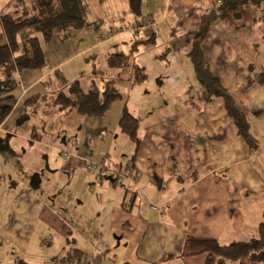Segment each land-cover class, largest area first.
Wrapping results in <instances>:
<instances>
[{
	"label": "rangeland",
	"instance_id": "rangeland-1",
	"mask_svg": "<svg viewBox=\"0 0 264 264\" xmlns=\"http://www.w3.org/2000/svg\"><path fill=\"white\" fill-rule=\"evenodd\" d=\"M22 1L25 3L0 0V14L16 8L25 9L33 3V0ZM174 2L175 0H141L139 9L135 11L129 0H87L89 11L86 14V26L69 29L63 35L54 34L50 39L43 33L39 34L48 63L44 71L51 72L41 81L42 85H38L36 91L39 92L28 96L24 93L20 97L21 102L17 100L16 105L19 103V106L0 125V139H7L6 143L0 142V264H65L57 260L70 249L80 246L86 248L84 250L93 264L120 263L122 250L111 249L101 254V258L95 255L92 245L100 238L96 233L100 232V219L104 222L109 220H106L108 208L101 211L99 202H90L84 191V195L78 193L79 196L74 192L79 181L83 182L84 179L82 176L80 179V159L76 155L77 148L71 141L80 137V126L95 125L96 130L100 131V137L97 142L98 152L93 158L98 161L102 157L106 163L114 166L115 171L123 167L124 173L120 177L122 180H129L126 164L136 153V142L121 128L120 119L124 111L128 109L139 119L141 133L157 116L175 110L174 106L169 108L158 102L172 96L180 83L193 82L189 85L197 89V75L188 55V47L179 48L171 41L178 42L187 35L188 30L195 26L198 28L205 11H196L195 15H191L186 9L178 14ZM263 10L264 3L252 6L247 14L248 21L254 22L256 18H260ZM150 14L156 20H161V24L157 31L149 33L148 29L153 24H150ZM144 19L146 23L139 34L130 31V27L138 25ZM243 27L249 28L240 32L238 44L241 55L249 61L253 55L250 56V49L245 43L248 40L245 39L256 35L264 44V22L257 20L255 24H245ZM121 31L123 32L119 36L111 37ZM169 31L175 32L173 36L166 34ZM153 32H156L155 40H151ZM104 38L108 40L103 41ZM257 51L262 54L258 59H252L256 61L251 76H257L258 82L264 85V73H260L264 71V48ZM114 53L125 57L124 64L119 68L109 65V57ZM58 68L64 72L68 83L79 80L85 91L90 90L95 79L100 88L110 84L121 95L103 116L94 117L97 120L87 121V117H84L72 122L70 116L65 114L67 109L64 113L58 106H54L57 94L63 92L69 95L68 86L54 83L53 74ZM95 70L103 73L96 77ZM137 71L146 73V78L137 80ZM30 73L33 71L25 72L23 80ZM25 82L28 83V80ZM189 92L193 93V90ZM229 93L231 94L230 91ZM32 96L37 97L36 102L25 104V100ZM54 108L57 110L51 116L49 112ZM26 114L30 118L21 120ZM247 121L250 122L248 118ZM21 123L26 124L22 126ZM253 127L255 129L249 127V132L258 140L259 146L252 149L258 148L259 153H262L264 128L256 121ZM10 131L17 132L20 137L9 135ZM58 132L61 133L59 137L56 136ZM32 136L38 140L32 139ZM64 152L69 156H64ZM46 157L50 170L46 169L42 180L34 179L36 167L42 163L44 165ZM262 161L264 164V157ZM88 162L90 164L92 161ZM121 163L124 166L118 168ZM110 180L105 178V186L112 184L113 181ZM122 180L119 187L122 186ZM109 189L111 188L108 187L107 192ZM102 195L106 199L104 207H109L113 197L111 191L108 194L102 192ZM251 205L249 217L239 220L235 218L233 228H227V236L234 238L231 242L251 240L258 236L256 228L264 221V196L253 200ZM244 206L243 203L239 212H243ZM128 255L134 258V264H146L137 261L135 249L129 250Z\"/></svg>",
	"mask_w": 264,
	"mask_h": 264
},
{
	"label": "crops",
	"instance_id": "crops-1",
	"mask_svg": "<svg viewBox=\"0 0 264 264\" xmlns=\"http://www.w3.org/2000/svg\"><path fill=\"white\" fill-rule=\"evenodd\" d=\"M174 5L178 14L186 9L191 15H195L196 11H205L202 17L214 9L216 2L175 0ZM149 16L150 24L153 23L148 29L150 33L159 29L161 20H156L152 14ZM256 22L249 20L246 24L249 26ZM144 23L145 19L130 27V31L139 34ZM199 28L195 26L178 42L171 43L179 48L188 47L190 56L189 43L194 37L191 32ZM248 28H236L218 19L211 24L201 47L210 71L231 92L235 104L250 120L249 127L255 129L253 125L256 121L264 128V85L254 75L251 76L256 61L252 59L261 56L262 52L257 50L264 48V44L256 35L246 38V47L250 49V56L253 55L247 61L241 55L238 39H241L240 32ZM122 32L111 37L119 36ZM174 33L169 31L166 34L173 36ZM154 36L156 32L152 33L151 40H155ZM32 71L26 75V83V79L23 80L25 72ZM50 72L44 71V67L24 71L20 75L21 85L16 90L18 102H21L20 97L24 93L28 96L39 92L36 91L38 85H42L41 81ZM196 81L197 89L189 85L193 82H183L172 96L158 102L161 106H174L175 110L157 116L140 133L141 145L134 153L136 157L126 164L129 180L120 177L124 173L122 163L118 167L122 169L115 171L114 166H110L102 157L98 161L93 158L98 152L97 142L100 137V131L96 130L95 125L80 126V137L72 139L71 143L77 148L76 155L80 159L79 176L84 179L83 182L79 181L74 192L84 195V191L90 202H99L101 211L108 208L106 220H109L104 222L100 219V232H96L100 238L92 245L98 258L111 249L122 250L118 264H134V258L128 252L135 249L137 261L146 264H205L207 254H183L187 234L197 238H214L222 244H226L225 241L231 242L234 238L227 236V228H233L235 218L239 220L249 217L251 202L263 198L264 151L259 153L258 148L248 146L221 96L204 102L203 87L198 79ZM191 89L193 93L189 92ZM86 120L97 119L87 116ZM13 134L20 137L15 131ZM256 134L261 141L259 134ZM32 139H35L34 136ZM88 161H92L90 164L96 165V169L86 168ZM105 178L111 179L112 184L105 186ZM108 187L113 197L110 206L104 207L106 199L102 192L108 194ZM243 203V212H239ZM84 249L80 246L68 252L82 251L81 257L93 264Z\"/></svg>",
	"mask_w": 264,
	"mask_h": 264
},
{
	"label": "trees",
	"instance_id": "trees-1",
	"mask_svg": "<svg viewBox=\"0 0 264 264\" xmlns=\"http://www.w3.org/2000/svg\"><path fill=\"white\" fill-rule=\"evenodd\" d=\"M129 1L131 7L137 11L141 0ZM215 2L214 9L201 17L200 28L191 32L194 37L189 43V53L195 65L197 79L203 87L202 98L204 102H208L215 96H222L229 115L248 146L258 147V140L249 132L246 115L236 106L232 95L210 71L201 44L214 21L222 19L236 28L243 27L248 22L247 14L250 8L261 6L264 0H215ZM22 3V0H16V4ZM26 7L0 14V125L11 114L17 103L15 91L20 85V75L26 70L39 69L48 64L39 34L43 33L47 39H50L54 34L63 35L69 29H80L88 24L87 0H33V3ZM256 20L264 22V10L263 15ZM124 62L123 54L114 53L109 57V65L113 68L121 67ZM94 73L97 77L103 72L95 70ZM53 76L54 83L69 87V95L63 92L57 94L54 106H58L64 113L67 109L65 114L70 116L72 122L87 116H103L121 95L110 84L100 88L95 79L90 90L85 91L79 80L68 83L60 68L55 70ZM254 77L257 79V76ZM144 78H146L144 72H140L137 76V80ZM47 81L52 82V80ZM36 96L26 99L25 104L31 105L36 102ZM55 110L57 108L52 109L49 114L52 116ZM21 124L23 126L26 123ZM120 125L123 132L136 142L137 152L141 145L139 119L126 109L120 119ZM135 157L136 155L131 161ZM73 253L76 257L82 258V251ZM183 254H207L205 264H264V221L259 225L256 238L230 244H222L214 238H197L187 234ZM78 264H87V261L80 260Z\"/></svg>",
	"mask_w": 264,
	"mask_h": 264
},
{
	"label": "flooded vegetation",
	"instance_id": "flooded-vegetation-1",
	"mask_svg": "<svg viewBox=\"0 0 264 264\" xmlns=\"http://www.w3.org/2000/svg\"><path fill=\"white\" fill-rule=\"evenodd\" d=\"M24 120L27 119L28 120V116L26 115V117H22ZM21 118V120H23ZM9 135H12L13 136V132H11V134ZM60 136V134L58 135V137ZM7 139H3L1 138L0 139V142L1 143H6ZM64 156H65V153H64ZM69 156V155H68ZM66 156V157H68ZM47 158V157H46ZM46 163H47V160H46ZM46 163L43 165V163L37 168L36 171H34V179H38V180H42V176L46 174V169L47 170H50L49 167H46ZM74 251H71V252H68L67 254H65L62 258H59V260L57 261H60L62 263H67V264H78L80 260H83V261H86V259L84 258H78L76 257L75 255H73Z\"/></svg>",
	"mask_w": 264,
	"mask_h": 264
},
{
	"label": "built area",
	"instance_id": "built-area-1",
	"mask_svg": "<svg viewBox=\"0 0 264 264\" xmlns=\"http://www.w3.org/2000/svg\"><path fill=\"white\" fill-rule=\"evenodd\" d=\"M65 156H68V154L65 153ZM87 168H92V169H96V165L94 164H89Z\"/></svg>",
	"mask_w": 264,
	"mask_h": 264
},
{
	"label": "water",
	"instance_id": "water-1",
	"mask_svg": "<svg viewBox=\"0 0 264 264\" xmlns=\"http://www.w3.org/2000/svg\"><path fill=\"white\" fill-rule=\"evenodd\" d=\"M46 160H47V158H46ZM46 167H49L48 160H47V163H46Z\"/></svg>",
	"mask_w": 264,
	"mask_h": 264
}]
</instances>
